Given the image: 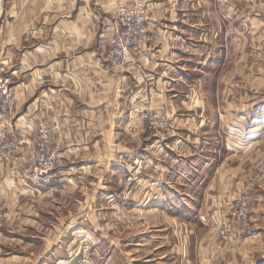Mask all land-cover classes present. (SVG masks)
I'll return each instance as SVG.
<instances>
[{
	"label": "crops",
	"instance_id": "1",
	"mask_svg": "<svg viewBox=\"0 0 264 264\" xmlns=\"http://www.w3.org/2000/svg\"><path fill=\"white\" fill-rule=\"evenodd\" d=\"M117 1L132 2L0 0V60L16 102L13 121L0 123V264H71L84 246L92 264H249L264 254V231L248 229L228 253L215 247L210 221L235 193L249 198V161L264 155L263 101L249 116L243 104L246 128L235 99L222 103L233 90L223 81L237 78L236 67L223 68L238 63V22L229 20L258 16L264 65V0H143L149 39L113 72L105 54ZM145 109L165 125L151 129L138 117ZM229 121L245 133L240 154L221 134ZM41 122L60 128L47 189L21 185V169L1 150L13 133L31 145ZM179 142L183 151L164 149ZM132 173L140 181L127 193Z\"/></svg>",
	"mask_w": 264,
	"mask_h": 264
},
{
	"label": "rangeland",
	"instance_id": "2",
	"mask_svg": "<svg viewBox=\"0 0 264 264\" xmlns=\"http://www.w3.org/2000/svg\"><path fill=\"white\" fill-rule=\"evenodd\" d=\"M119 3H123L127 6H129V5H131L132 2L130 4H126L122 1H117L115 3V12H114V20H113L114 24H113L112 31L110 33L109 40L112 37L114 28L117 26L116 10H117V6ZM146 15H147V13H146ZM224 18L225 17H223L222 19L224 20ZM229 18L230 17H227V19H229ZM235 18H237V22H238V26L236 28L237 32L235 34L236 42L238 44V63H237V65L226 64L223 68L225 70H229L230 66L232 69H234L233 67H236L237 78L233 79L231 81L230 80H224L223 81V83L225 84V85L223 84L224 87L229 89V87L232 86L233 90H232L231 96L228 93H226V95L223 97L222 103H229L232 98L235 99V102L237 103L236 106L238 109L237 110L238 115L235 116V119H236L238 124L241 125V123H243V126H245V128H246L247 121H249L248 116H249V113L251 110L250 106L252 105V103H255V102L260 103V101H263L262 103H264V95L263 96L262 95H252L253 91L264 90V79H250V77H249V72L255 73V72H261V70L264 71V65L261 64V62H260L261 52H262L263 48H261V42H260L261 41V33L258 30L259 28L256 27V25L260 23V19H258V16H255L254 14H251V15L247 14L246 15L245 13H243V14L239 13L236 17H232V19L229 21L232 24H234ZM229 21L227 22L225 20L226 26H229ZM146 27H147V20H146ZM233 35H234V33H232V36ZM147 37H148L147 38V41H148V39H149L148 28H147ZM232 39H233V37H232ZM147 41H146V43H147ZM143 46H141L136 52H138ZM108 48H109V44H108ZM105 61H106V54H105ZM0 69H1V75H2L3 79L8 80V89L13 94L14 103H15V109H14V113H13L11 119L4 120L0 117V123L3 121L4 122H7V121L11 122V121H13V119L15 117V113H16L15 95H14V92L12 89L11 78L9 75H7L5 68H4L3 64L1 63V60H0ZM108 69L110 71H113V72H120V71L111 70L109 65H108ZM243 104H249V110L247 111V114H248L247 117H245V114L243 112V109H244ZM146 111H151V110L145 109L144 112H146ZM230 111L231 110H229V104H227V108L225 106V109L222 110L221 115L222 116L224 115L226 117V116L232 114ZM140 114H141V112L139 113L138 117L140 116ZM162 117L165 118L164 115ZM228 118H229V116H228ZM228 118H226V119H228ZM139 119H140V117H139ZM260 119L258 118L256 120H260ZM231 120H232V118H231ZM229 123H230V121L228 122V124L226 126L227 128L225 127L223 130L224 132L221 134L225 138H227V137L230 138L232 136L233 138L236 139L235 144H234L235 145L234 149L236 151L238 150L239 151L238 153L240 154V152L243 151V149L246 146V144L244 143L245 140L242 138V136L245 135V133H242L243 135L242 134L240 135V133L234 131V129H231V126ZM249 123L250 122H248V124ZM54 125H57V124L43 123V122L39 123L37 128H36L35 134H34L35 139L31 145H28V144L26 145L25 139H23L21 137V135L13 133L12 139L9 142H11L15 139L23 141V144H22L21 149H20V153H21L20 156L21 157H24L26 160L29 158H34L35 164L39 165V163L41 161V159H40L41 156L39 155L40 153H42L43 156H48V157H50V155L53 154L55 156V160L57 161L54 168L50 172L51 183L49 185H38V184L31 182L30 181V173L26 172L27 168L26 169L24 167L20 168L16 165L19 169H21V172L18 173L19 174V183L21 185H23L25 187H30V186L34 185V186H37V187L42 188V189L51 188V185L54 181V175L53 174H54V171L59 166V158H60L58 146H57L56 140H55V135L59 134L60 128L57 132H52V126H54ZM150 128L153 129L152 127H150ZM156 129L159 130L161 128H156ZM156 129H154V130H156ZM13 131L15 132V130H13ZM45 131H48L47 138H44V132ZM248 131H250L249 128L247 129V132ZM249 135H252V134H249ZM45 139L49 141V144L44 143ZM177 145H180L181 147L179 148V146H178V148H177ZM182 148H183V145L180 142L174 143L172 145H171V143H169L168 145L164 146V149H167L168 151H170V150H172V151H183ZM43 149L46 150V155L44 154V152H42ZM239 154H238V156H239ZM57 155H59L58 158H57ZM36 158H37V161H36ZM240 162L241 161L239 160V162H236L234 164H237ZM28 166H29V162L26 164V167H28ZM250 168H251V170H249L250 171L249 172V176H250L249 177V184H251V186L249 185V198L247 197V195L243 191H239V192L235 193L234 195H232L231 197L228 198L229 202H230V203L228 202L229 204H227L228 199H225V202L229 208L227 213L226 214H218L214 221H213V219H212V221H210V224H211V222L213 223V225H211V227H210L212 229V239L214 241L215 247L221 251H227L228 253H231V251H233L232 249L234 248V245H236L238 243V241L240 240V237H242L248 231L247 230L244 234H241L239 237L232 240L231 242H233V243H232V245L230 244L229 246L227 245V243H226V245L225 244L220 245V240H218L216 238L217 231L220 230L223 223L225 221H227V219L229 218V214H231V212H232V207L237 206L242 199H246L249 203V214H250V216H249V228H248V229H250L249 234L252 235L253 233H256V232L258 233V231L259 232L260 231L262 232V230L264 231V225H261L264 221L263 220L264 219V172L261 175L259 172L260 169H264V155L262 156L261 159L256 160V161L255 160L252 161V159H251V162L249 161V169ZM129 180H130V185L127 186V183ZM139 181H140L139 176L133 175V173L126 175L125 181H124L125 191L127 193L129 191H132L134 186L137 185V183H139ZM152 208H153V206L149 202L147 204H143L142 207H139V210L142 211L139 213V215L141 216L143 223L146 222L144 220V219H146L145 218V212L148 210H151ZM253 224H255L256 227H254ZM261 234L262 235L259 236L260 242L263 243L262 246H264V233H261ZM260 242H259V244H260ZM223 243H225V242H223ZM252 253H254V252H252ZM261 253L262 252L257 253L253 257H252L253 254L249 255V264H264V254L262 255ZM79 254H80L79 260L77 262H75V260H73V261L71 260L70 262L72 264H86V263L92 264L93 263L92 259L94 257V253L90 247L84 246L82 248V250H80ZM175 257H176L175 255L172 256V262L175 259ZM176 264H187V263L185 261H183V259H178Z\"/></svg>",
	"mask_w": 264,
	"mask_h": 264
},
{
	"label": "built area",
	"instance_id": "3",
	"mask_svg": "<svg viewBox=\"0 0 264 264\" xmlns=\"http://www.w3.org/2000/svg\"><path fill=\"white\" fill-rule=\"evenodd\" d=\"M147 5L142 0H132L131 5L127 6L119 3L116 10L117 26L113 30L111 39L109 40V48L106 53V61L111 70L121 71L130 63L132 55L147 41L146 27ZM15 109L14 97L8 89V80H4L0 69V117L4 120L11 119ZM155 111H142L140 120L147 123L153 129L161 128L165 125V118ZM59 130L58 125L52 126V132ZM48 131L44 132V138H47ZM45 144H49L48 140H44ZM23 144L21 140H13L1 146V150L6 151L8 156L20 168H27L26 172L30 173V181L38 185H49L51 183L50 172L54 168L57 161L53 154L43 156L39 165L35 164L34 158L25 159L20 156V149ZM181 147L177 145V148ZM46 155V150L43 149ZM46 157V158H45ZM59 155H57V158ZM38 158V157H37ZM36 158V161H37ZM29 162V166L26 164ZM260 175L264 169L259 170ZM130 185V180L127 186ZM2 208L0 207V216ZM249 203L246 199H242L237 206L232 207L227 221L223 223L220 230L217 231L216 238L220 240V245L227 243L232 245V240L244 234L249 228ZM225 242V243H223ZM72 264V263H71Z\"/></svg>",
	"mask_w": 264,
	"mask_h": 264
}]
</instances>
